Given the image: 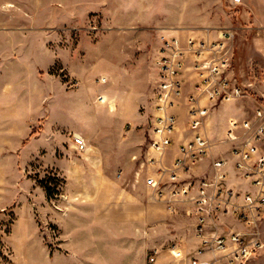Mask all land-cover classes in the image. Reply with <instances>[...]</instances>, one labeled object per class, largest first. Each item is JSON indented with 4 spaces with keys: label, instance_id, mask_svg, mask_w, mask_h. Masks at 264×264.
<instances>
[{
    "label": "rangeland",
    "instance_id": "374dc122",
    "mask_svg": "<svg viewBox=\"0 0 264 264\" xmlns=\"http://www.w3.org/2000/svg\"><path fill=\"white\" fill-rule=\"evenodd\" d=\"M207 28L233 33L226 40L229 73L246 93L233 104L253 114L264 102V0H0V48L43 36L57 49L64 61L47 73L74 94L78 125H105L104 112L115 106L107 121L112 130L96 147L86 142L79 149L74 141L79 134L73 136L72 166L62 160L57 167L22 150L0 162V264H153V240L166 250L169 242L188 237L196 221L189 213L192 203L171 210L156 195L148 220L146 197L139 202V218L118 224L116 197L136 181L140 161L151 164L161 36L205 39ZM39 127L32 128L30 137ZM140 136L139 155L123 179L116 158ZM101 147L109 161H103ZM105 169L112 174L106 176ZM149 175L145 169L138 177L145 182ZM31 198L34 206L24 208L28 233L23 228L13 233L16 210ZM257 229L264 242V217ZM249 263L264 264V245L244 264Z\"/></svg>",
    "mask_w": 264,
    "mask_h": 264
},
{
    "label": "built area",
    "instance_id": "2783aa9c",
    "mask_svg": "<svg viewBox=\"0 0 264 264\" xmlns=\"http://www.w3.org/2000/svg\"><path fill=\"white\" fill-rule=\"evenodd\" d=\"M232 35L222 32L217 40L188 37L186 42L178 36L162 35L156 60L158 81L149 142V161L156 172L145 183L171 210H176L180 202L193 204L189 213L196 218L198 247L191 252L175 243L168 247L174 258L190 264H244L264 245L257 229L264 217V102L256 107L253 117L230 119L222 140L231 143L227 156L213 157L209 170L194 173L211 156L214 145L202 131L206 119L217 106L246 95L244 86L229 73L226 40ZM192 55L191 67L197 78V94H190L187 99L192 136L179 144L178 153L168 166L162 163V157L172 145L176 131L177 117L172 110L182 94L183 73ZM74 141L79 149L85 148L86 140L81 135H75ZM233 174L248 181L255 190L232 187ZM224 216L234 217L240 227H220ZM158 254L154 248L150 262H155Z\"/></svg>",
    "mask_w": 264,
    "mask_h": 264
},
{
    "label": "crops",
    "instance_id": "0c3cea01",
    "mask_svg": "<svg viewBox=\"0 0 264 264\" xmlns=\"http://www.w3.org/2000/svg\"><path fill=\"white\" fill-rule=\"evenodd\" d=\"M222 32L223 30L213 31L207 28V30L202 32L201 37L213 39ZM48 45V41L41 36L40 40L31 42L26 41L14 44L12 42H6L3 48H0V162L6 156L16 155L20 152L18 150H22L21 152H33V155L36 152L40 156L38 158L50 160L57 167L63 166V161L69 162L72 166L75 164L74 153L69 146L74 145L73 136L75 134L84 137L87 144L94 142V146L96 147L98 141L101 143L102 136L109 130H112V126H108L107 121L113 118V116H108L115 107L113 104L108 106L110 110L106 109L104 112L105 125L101 124L99 127L91 128L77 124L74 94H70L69 91L60 88L57 80H54L47 73L48 69L54 63L60 60L64 61L61 55L57 54L58 50L51 49ZM196 82L197 78L193 73L191 64L188 63L183 73L182 94L176 101L173 109L177 116V126L173 134V143L162 157V163L165 165H172L178 153L179 144L184 139L192 136V132L188 126L189 114L187 99L188 95L197 94L195 88ZM102 96L105 95L103 94ZM233 102L235 101L217 106L206 119L202 131L208 135L214 145L211 156L202 165L196 167L194 173L202 174L204 172V166L213 157L227 156L231 143L222 140L225 138L231 118L243 119L253 117L254 112L253 114H249L246 110L236 107ZM80 118L82 119L81 115H79ZM35 125L40 126L39 130L34 136L30 137L32 128ZM28 137H30V141L25 147H22L23 140ZM141 142V136L139 141H131L127 146L122 148L116 158L120 166L121 172L119 174L121 178L127 179L126 175L128 170L135 165L134 161L139 155ZM261 146L264 148V139L261 142ZM103 150L101 147V153L105 155L103 161H109L108 154L104 153ZM109 166L111 167V163ZM145 169L149 174L156 172L154 165L144 160L140 161V167L136 170V181L130 185L129 189L126 187L117 192L116 210L119 216L115 220L116 223H127L129 219L132 223L136 218H139L136 216V214H139V202L146 197L148 200L146 210L147 219L153 218V213L155 212L154 202L157 197L156 193L138 177ZM103 173L106 176L112 174L109 169H105ZM232 177L233 179L230 183L232 187L247 191L255 190L248 181L237 178L234 174ZM33 201V198L26 199L24 206L21 209L18 207L16 210L17 219L13 225V233L18 232L20 228H23L24 232H27V230L25 231L26 212L24 208L29 203L33 207ZM1 204L2 200H0ZM179 204L186 205L190 204V202H180L176 205V208ZM221 219L220 227H240L239 222L232 216H224ZM173 243L181 246L186 252L193 251L199 245L194 228H192L187 238L182 237L178 240H173L169 242L168 246ZM154 248L159 250V254L153 264H190L188 260L174 258L168 248L166 250L163 249L155 240L151 242V250Z\"/></svg>",
    "mask_w": 264,
    "mask_h": 264
},
{
    "label": "trees",
    "instance_id": "16d2710c",
    "mask_svg": "<svg viewBox=\"0 0 264 264\" xmlns=\"http://www.w3.org/2000/svg\"><path fill=\"white\" fill-rule=\"evenodd\" d=\"M41 182H42L43 185L46 187V189H47V194H48L49 196H51V195H52L51 189L48 187V185L46 184V182H45L44 180H41Z\"/></svg>",
    "mask_w": 264,
    "mask_h": 264
}]
</instances>
